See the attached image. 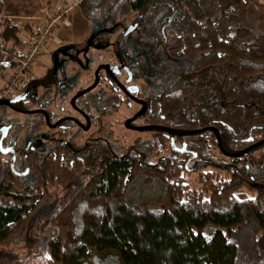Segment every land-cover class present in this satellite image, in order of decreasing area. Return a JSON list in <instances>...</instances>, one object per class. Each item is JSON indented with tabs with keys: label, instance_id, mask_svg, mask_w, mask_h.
<instances>
[{
	"label": "trees",
	"instance_id": "1",
	"mask_svg": "<svg viewBox=\"0 0 264 264\" xmlns=\"http://www.w3.org/2000/svg\"><path fill=\"white\" fill-rule=\"evenodd\" d=\"M122 7L131 20L111 42L141 52L147 47L152 54L158 45L167 58L160 65L191 76L163 97V121L170 128H217L229 153L249 147V139L264 140V35L240 26L231 7L199 20L202 0L79 3L96 30L114 18L115 24ZM0 28V38L20 42L9 20ZM210 76L225 94L211 95ZM159 141L123 156L100 146L81 155L58 143L42 157L30 153L29 177L9 161L0 165V252L24 239L47 186L69 187V197L78 174L96 168L97 175L71 200L64 198L50 218L53 236L40 241L52 264H264V144L229 158L217 151L210 132L183 135L185 152L169 139ZM156 191L153 200L139 201Z\"/></svg>",
	"mask_w": 264,
	"mask_h": 264
},
{
	"label": "flooded vegetation",
	"instance_id": "2",
	"mask_svg": "<svg viewBox=\"0 0 264 264\" xmlns=\"http://www.w3.org/2000/svg\"><path fill=\"white\" fill-rule=\"evenodd\" d=\"M107 33L108 32H104V34ZM96 39L97 37L95 40ZM85 43L86 44L83 47L84 50H82L85 51L84 54L90 51L89 48L93 42L86 41ZM109 43L112 45H105V49L110 51L109 56L112 61L99 63L94 69L92 82L86 85V87L79 89L74 96L68 98V101L67 98H65L69 103V107L71 109L73 108L72 110L78 114L79 117L64 111L63 114L58 113L57 117L51 113L53 108L47 100L48 97L51 100L57 98V96L63 92L65 82L69 79L68 73L65 71L62 62L60 65L55 61L51 62L50 67L46 69L43 75H38L35 76V78H32L34 79V83L23 88L15 97L0 99V101L15 100L7 104H0V165L9 161L11 168L16 173L20 175L26 173L27 176L28 170H30L31 167L30 153L42 157L43 153L54 149V146L58 143L63 144L67 148L81 155L86 154V151H91V148L94 146H100V148L105 147V153L112 152L117 156L111 144L102 139L91 140L81 148H74L61 138H49L45 136L44 140H46V146L45 144L43 145L46 149L45 151L35 149L32 146V143L28 140L24 144L25 148L20 150V138L17 135L21 133V137L24 138L23 135L27 134V131H38L41 128L47 127L49 129H60L63 131H65L66 128H70V133L75 135L87 132L92 127L93 119L98 118V116L92 112L93 106L98 108V110H101L102 115H104V119H106V127L108 128L111 138H118V135L125 136L130 132L148 134L147 140L144 141V144L139 150L130 148L125 151V153H131L130 155L134 154V152L141 151L149 144H152L155 140L159 143L160 139H163L165 143L169 139L171 145L176 151L185 152L186 145L182 142V136L192 134L196 131L201 133L210 132L215 135L217 140V151L229 158L240 157L264 144L261 143L264 140L254 143L252 139H249V142L251 143L249 147L238 153H229L224 150L222 137L217 128L207 127L202 130L199 129L189 132H179L176 131L179 129L174 130V128H170L169 125H167V122L163 121L164 116L162 113L164 108L162 106H164L165 102L163 101V97L167 90L174 88L178 81L190 80L191 76L184 74V72L179 70L176 66L160 65V63L165 62L167 58H161V49H159L158 45L153 46L152 51L154 50L155 52L152 54L151 51H148L147 47L141 52L137 49L136 45H114L111 41ZM82 51L78 52L82 53ZM155 53H157V55H154ZM71 60L76 61L73 56H71ZM77 62H79V60H77ZM211 77L212 76L207 79L206 83L207 86H210L208 90L211 95L218 93L225 94L226 90L222 87L224 85L215 83ZM41 78H44L42 79L44 81H41ZM99 87L100 89H98ZM96 89H98V91L95 99L85 101V97L90 95V93ZM217 97H219V95H217ZM102 101H104V105L100 107ZM151 103L153 104L151 113L149 112L147 114ZM123 104H125L129 111L134 109V107H136V109H134V111L132 110L133 113L130 116H125L124 119L119 121L114 116H117L119 110H122L121 107ZM159 116L162 120L159 119ZM53 117H55L54 120ZM111 117H113L114 123L109 120ZM174 118L176 120L180 119V113H175ZM115 124L118 128L114 126ZM118 130L122 131V134H120ZM168 135L169 137H167ZM125 153L123 155H125ZM86 157L89 158V156ZM94 169L95 172L91 174L89 178L95 174L97 175V170L96 168ZM91 170L93 169H86L78 174L77 179L73 183L71 190L72 194L69 197L67 196L70 191L69 187L59 188L56 185L47 186L45 189L46 196L43 199L42 204L48 203L47 201H49V197L52 196L50 195L52 192L50 190L53 189L62 194L55 205V208L59 209V204L64 198L68 197L67 199H72L73 194H75L74 185L76 181L80 179L83 174L88 173ZM2 179L3 175L1 174L0 166V180ZM88 182L89 179L86 184H88ZM31 220L33 223L31 224L29 221L24 239L19 240L15 245H21L22 242H24V249L27 251H33L35 249L36 246L34 239L36 238L37 233L30 234L33 239L32 245L28 243V235L31 233V230H36L39 227L36 220ZM48 225L51 229L50 220L48 221Z\"/></svg>",
	"mask_w": 264,
	"mask_h": 264
},
{
	"label": "rangeland",
	"instance_id": "3",
	"mask_svg": "<svg viewBox=\"0 0 264 264\" xmlns=\"http://www.w3.org/2000/svg\"><path fill=\"white\" fill-rule=\"evenodd\" d=\"M81 0H0V21L4 22L9 20L12 25H15L19 31L17 32L18 39L20 42L16 43L15 40H5L0 38V42L12 43L15 45H31L35 40H37L38 33L36 32L51 22L52 19L56 17L57 11L59 9H65L64 20L62 23H59L53 27V32L50 35H47L42 40L43 51L41 56L38 59V66L35 65V70H33L35 76L43 75L47 68L50 67L51 62L55 61L59 65L62 62L65 68V71L68 73V80L65 82L63 92L60 93L57 98L50 99V102L53 110L51 111L55 117L58 116V113L67 112L79 117L70 107L68 98L74 96L76 92L86 87L90 84L93 79V73L96 66L99 63H107L112 61L109 56L110 51L105 49V45H108L110 41L114 42V39L118 33L126 27L131 20V17L126 13V8L122 7L116 17L115 24L113 20H110L109 25H100V29L96 30L93 24L82 14L79 3ZM202 7L204 13L198 19L204 21L210 18H217L222 15V12L227 10L228 7L234 8L236 14L239 16V25L250 28L256 37L264 35V0H202ZM55 14V15H54ZM112 21V22H111ZM114 30H109L110 26H114ZM3 28H0L2 32ZM109 31L108 34L104 32ZM97 39L95 40V38ZM90 39V40H89ZM93 42L90 51L84 54V45L85 42ZM105 43V45H103ZM95 44V45H94ZM115 45V44H114ZM107 47V46H106ZM56 49V50H55ZM82 51V53L78 52ZM66 54V55H65ZM71 56L76 60H71ZM83 63H79L77 62ZM11 72L10 67H4L0 63V87L5 84L6 78ZM100 89V87L98 88ZM96 89L90 95L85 97V101H91L95 99ZM42 96V95H41ZM67 98V101L65 100ZM104 105V101L101 102V106ZM122 110H119L117 116H114L119 121L124 119L125 116H130L136 109H131L130 111L125 106L121 107ZM98 118L93 119L92 127L87 132L80 133V135H75L70 133V128H66L65 131L60 129H49L47 127L41 128L38 131H27V134L21 137V133L17 136L19 139L20 150H23L25 143L28 140L32 143V146L39 150L45 151L44 144L46 146V140L44 137H55L61 138L64 141L68 142L74 148H81L87 142L96 139H102L108 141L114 152L117 155H123L126 150L133 148L139 150L144 141L147 140L148 134L140 133H127L125 136L118 135V138H111L109 135L108 128L106 127V119L102 115L101 110H98L93 106V111ZM53 117V120L55 119ZM110 121H113V117L109 118ZM116 128L118 126L114 125ZM107 129V130H106ZM118 132L122 134V131ZM66 133V134H65ZM23 139V140H22ZM40 143V144H39ZM95 171L91 170L88 173H85L78 179L74 185V192H78L82 187H84L89 179V176ZM150 191L149 189H147ZM156 190V189H155ZM50 193L49 201L47 204H42L39 207V210L34 214L32 219L40 220L41 223L36 230H31L29 233V244H33V239L31 235L37 233L35 241V248L33 251H27L24 249L25 243L22 242L21 245L14 246L13 249L9 252H0V260L4 261L5 264H52L50 258L46 251H41L42 242L53 236L51 229L49 228L48 221L52 217L55 211V205L57 200L62 196L61 192L54 191L53 189ZM145 193L147 191L143 190ZM144 192L140 194H145ZM56 193V194H54ZM159 191L148 193V197L143 195L144 199H139L143 202L148 200H153V196H158ZM32 224V220L30 219ZM34 231V232H33ZM31 234V235H30ZM37 240V241H36ZM32 252V253H31Z\"/></svg>",
	"mask_w": 264,
	"mask_h": 264
},
{
	"label": "built area",
	"instance_id": "4",
	"mask_svg": "<svg viewBox=\"0 0 264 264\" xmlns=\"http://www.w3.org/2000/svg\"><path fill=\"white\" fill-rule=\"evenodd\" d=\"M57 12L51 22L37 31L40 36L31 45H24L22 48V45L0 42V63H5L6 67L11 68L5 84L0 87V99L15 97L26 83L35 77L33 70L35 65L38 66V59L43 51L42 40L53 32L55 25L64 20L65 9L61 8Z\"/></svg>",
	"mask_w": 264,
	"mask_h": 264
},
{
	"label": "water",
	"instance_id": "5",
	"mask_svg": "<svg viewBox=\"0 0 264 264\" xmlns=\"http://www.w3.org/2000/svg\"><path fill=\"white\" fill-rule=\"evenodd\" d=\"M13 101H15L14 99L13 100H10V101H0V104H7V103H10V102H13ZM262 144L264 143V141L263 142H261ZM261 143H259V144H261ZM258 144V145H259ZM244 153V152H243Z\"/></svg>",
	"mask_w": 264,
	"mask_h": 264
},
{
	"label": "crops",
	"instance_id": "6",
	"mask_svg": "<svg viewBox=\"0 0 264 264\" xmlns=\"http://www.w3.org/2000/svg\"><path fill=\"white\" fill-rule=\"evenodd\" d=\"M55 50H56V49H55ZM2 64H3V66H4V67H6V66H7V64H5V63H2Z\"/></svg>",
	"mask_w": 264,
	"mask_h": 264
}]
</instances>
